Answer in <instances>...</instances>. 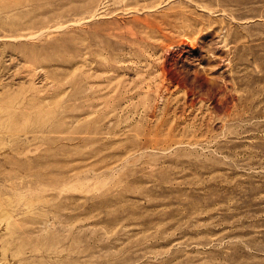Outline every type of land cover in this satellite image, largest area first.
<instances>
[{"label": "rangeland", "instance_id": "1", "mask_svg": "<svg viewBox=\"0 0 264 264\" xmlns=\"http://www.w3.org/2000/svg\"><path fill=\"white\" fill-rule=\"evenodd\" d=\"M0 264H264V0H0Z\"/></svg>", "mask_w": 264, "mask_h": 264}, {"label": "bare ground", "instance_id": "2", "mask_svg": "<svg viewBox=\"0 0 264 264\" xmlns=\"http://www.w3.org/2000/svg\"><path fill=\"white\" fill-rule=\"evenodd\" d=\"M246 244L248 245V243L246 242ZM250 249H251V247H250Z\"/></svg>", "mask_w": 264, "mask_h": 264}]
</instances>
